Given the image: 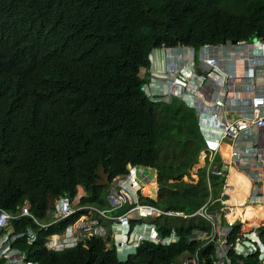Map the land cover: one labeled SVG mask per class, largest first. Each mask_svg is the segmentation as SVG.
I'll return each mask as SVG.
<instances>
[{
    "label": "trees",
    "instance_id": "trees-1",
    "mask_svg": "<svg viewBox=\"0 0 264 264\" xmlns=\"http://www.w3.org/2000/svg\"><path fill=\"white\" fill-rule=\"evenodd\" d=\"M257 36H264V0H0V208L18 213L29 203L34 217L15 224L39 231L35 241L26 235L15 247L39 264H180V257L197 251L200 264H217L216 247L194 237L212 232L213 220L203 216L157 221L160 236L175 230L179 242H144L125 262L110 239L96 235L63 250L48 248L51 235L84 213L41 231L34 218L46 222L58 199L81 191L84 203L108 209L109 188L96 185L101 164L110 181L129 175L133 166L156 169L162 191L145 203L225 215L227 178L208 181L204 168L199 182L184 179L189 165L197 176L205 157L197 110L175 97L151 101L144 90L151 76L141 77V70L150 69L153 49L163 45L192 47L198 62L207 42ZM235 173L231 200L242 201L236 205L242 220L258 225L264 206L246 205L253 182ZM217 220L226 223L224 216ZM251 227L244 223L243 230ZM257 231L264 240V226ZM246 260L258 264L256 256Z\"/></svg>",
    "mask_w": 264,
    "mask_h": 264
},
{
    "label": "built area",
    "instance_id": "built-area-1",
    "mask_svg": "<svg viewBox=\"0 0 264 264\" xmlns=\"http://www.w3.org/2000/svg\"><path fill=\"white\" fill-rule=\"evenodd\" d=\"M188 51L191 53L190 69L195 81L181 78L176 74L172 82L164 86L167 89H160L161 85L158 84L159 96L151 95L148 87L145 91L153 100L161 102H168L174 96L181 99L185 96L188 98L186 101L195 98L193 103L188 104L197 110L200 117L202 148L205 151L203 164L207 170L208 181L210 176L227 178L224 195H229L232 189L229 184L232 169L241 171L246 166H260L261 171L255 172L252 176L255 184L248 202L264 205V36L236 42L229 39L221 44L207 42L198 52V62L195 49L190 47ZM191 84L196 88L195 94L187 96L185 93ZM131 178H134L133 182L129 181ZM138 179V169L135 168L132 169V175L111 181L107 194L109 210L83 204V195L75 199L74 203L77 206L74 208L73 202L65 197L57 209L52 211L49 222L37 218H34V221L41 231L77 212H83L85 213L83 218L88 221L92 217L97 222L98 218L109 220L112 228L120 231L127 240L120 244L122 248L130 247L133 241L137 243L136 246L142 242L163 245L178 242L180 237L174 230L168 237L160 236L157 221L161 222L166 217L183 219L188 215L185 212L164 210L156 205L143 203L140 190L136 187V184H140ZM204 208L201 211H204ZM116 211L123 213L118 215ZM197 212L195 215L199 214L198 216L213 220L210 235L195 232L194 237L201 239L204 246L213 244L216 247L217 264H234L231 256L233 252L237 264H247L246 259L250 256H256L258 264H264V241L255 230L237 235L234 242H231L235 223L232 221L228 223L226 219L225 224L216 221L226 214L207 215L204 212ZM24 216L34 217L29 206H25L20 213H11L0 208V264H38L29 259L26 252L15 247V243L26 235L30 241H35L39 232L32 224L27 225L23 231L17 229L15 220ZM95 220L92 221L96 227L98 223ZM91 228L92 226L85 227L88 230ZM110 244L112 246V243ZM71 245H77V242L65 243L64 247ZM48 247L57 249L51 245ZM199 259L196 252L194 255L182 257L180 264H200Z\"/></svg>",
    "mask_w": 264,
    "mask_h": 264
},
{
    "label": "clouds",
    "instance_id": "clouds-1",
    "mask_svg": "<svg viewBox=\"0 0 264 264\" xmlns=\"http://www.w3.org/2000/svg\"><path fill=\"white\" fill-rule=\"evenodd\" d=\"M190 47L189 46H178V47H166L165 45H163L162 47H158V48H155V49H153V51H152V53H151V55H150V61H151V63H153V61H152V56H153V54H154V56L156 55V57L154 58V61H155V74L157 75V76H160V75H164L165 73H166V70L165 69H167L168 70V72H169V74L166 76V77H158V78H156V79H152L151 78V80H150V82H149V84H146L145 86H144V90H145V88L146 87H148V86H150V85H155L156 84V82H158L157 83V89L156 88H153V89H151L150 90V88H149V91L151 92V95H153L154 97H156V96H159V94L157 93L158 92V84H160L161 86V88L160 89H167L166 87H164L168 82H172V80H173V76L174 75H179L181 78H186L187 80L188 79H192V80H194L195 79V77L193 76V73H192V71H191V66H190V58H191V53L188 51V49H189ZM153 56V57H154ZM199 56V55H198ZM166 57H169V62H165V58ZM196 61H197V59H196ZM153 65H154V63H153ZM152 66V65H151ZM150 69H151V67H150ZM150 69L149 70H147V69H144V70H146V71H150ZM143 70V69H142ZM141 70V71H142ZM163 71L165 72V73H163ZM147 73H149V72H147ZM146 73V74H147ZM145 74V75H146ZM150 74V73H149ZM144 75V76H145ZM151 76V75H150ZM142 77V76H141ZM195 81V80H194ZM194 91V92H191V91ZM195 90H196V88L191 84L190 85V89L185 93V95H187V96H193L194 94H195ZM145 93H146V95L150 98V100L151 101H153V102H161V101H159V100H153L152 98H151V95H148L147 94V92L145 91ZM167 93H169V91L167 92ZM175 98H179V97H177V96H174ZM179 99H181V98H179ZM186 99H188V98H186L185 96H184V98H182L181 100H183V101H185L187 104L188 103H190L189 101H186ZM162 103H165V102H162ZM189 105V104H188ZM135 168H137V169H139V168H142V167H136V166H133V167H131L130 168V174L129 175H132V169H135ZM142 169H144V168H142ZM259 171H261V170H259ZM243 172V171H242ZM257 173H258V171H257ZM125 176H128V175H125ZM120 177H123V176H120ZM116 179V178H115ZM115 179H113V180H115ZM146 179V178H145ZM145 179H141V181H143V180H145ZM252 179V185H253V187H252V190H253V188H254V180H253V178H251ZM110 183H111V181H110ZM110 185V184H109ZM142 186V185H141ZM252 190H251V193H252ZM250 193V196L252 195ZM80 195H83L84 197H82V203L83 204H88V203H84V199H86L87 197H86V195L81 191L77 196H75V197H68L73 203V206H74V208H76V206L77 205H75V203H74V201H75V199L77 198V197H79ZM140 196H141V193H140ZM250 196H249V198H250ZM229 197H230V195H229ZM65 197H61L60 199H58V201H57V203H56V209H57V207L59 206V204H61V200H63ZM249 198H248V200H249ZM141 199H142V201L143 200H145V199H143L142 197H141ZM230 199V198H229ZM228 199V200H229ZM106 200H107V198H106ZM228 200H226L225 202L227 203V201ZM248 200H247V203L246 204H248V205H252V206H254V205H256L257 207H260V206H262L263 204H256V203H249L248 202ZM108 203V202H107ZM145 203V202H144ZM91 205V204H90ZM25 206H29V208H30V204L29 203H27L26 205H24L21 209H20V211L18 212V213H20L21 211H22V209L25 207ZM94 206H96V205H94ZM98 207V206H97ZM108 207H109V204H108ZM100 208V207H99ZM102 209H104V208H102ZM110 209V207L108 208V209H104V210H109ZM77 213H79V212H77ZM81 213H83V212H81ZM76 214V213H75ZM75 214H73L72 216H74ZM85 214V213H84ZM82 215V217H81V219L76 223V224H74V225H69L66 229H65V231L64 232H62V233H60V234H54V235H51V237H50V239H49V241L47 242V246L48 245H51V242L53 241V239L55 238V237H62V238H66V237H68V236H70V235H68V231H69V228H71V227H76V226H78L79 227V222H81L82 223V221H83V217L85 216V215ZM72 216H70V217H72ZM25 217V216H24ZM69 218V217H68ZM101 219L102 218H98L97 220H98V222H101ZM51 220V217L46 221V222H49ZM59 222V221H58ZM84 222H86V220L84 219ZM85 224V223H84ZM110 224H111V229H109V234L108 235H111L112 234V240H108L109 238H107V240H108V242H110V243H112V248H115V249H117V251H118V257H119V251H121V250H126V249H128V250H131V251H134V253H131L130 255H132V254H137V251H138V249H139V247L141 246V244L142 243H144V242H142V243H140L138 246H136V242L135 241H133V242H131L130 243V247H128V246H123V248L120 246V244H122V243H124L125 241H127L126 239H125V237H123V235H122V233L120 232V231H117L116 229H113L112 228V223L110 222ZM99 226V225H98ZM102 226V225H101ZM77 227V228H78ZM84 227H86V225H84ZM104 227V226H103ZM261 227V226H260ZM260 227H255V226H252V232H254V230H255V232L257 233V229L258 228H260ZM140 231V230H139ZM259 234V233H258ZM196 238V237H195ZM262 238V237H261ZM72 241H76L77 242V244H78V242H80V241H83V240H77L76 238L73 240L72 238H68V243H70V242H72ZM66 242V243H67ZM179 242V241H178ZM177 243V242H176ZM74 246H76V245H71V246H66V247H64L63 249H65V248H68V247H74ZM55 247V246H54ZM49 248V247H48ZM51 249H55V248H51ZM63 249H61V250H63ZM56 250H58V249H56ZM127 250V251H128ZM198 252V254H199V251H197ZM129 255V256H130ZM187 255H189V254H185V255H183L182 257H185V256H187ZM182 257H180V259L182 258ZM30 259V258H29ZM128 259V258H127ZM126 259V260H127ZM32 260V259H31ZM120 260V259H119ZM33 262H34V260H33ZM120 262H123V260H120ZM124 262H125V260H124ZM35 263H37V262H35ZM39 264V263H38Z\"/></svg>",
    "mask_w": 264,
    "mask_h": 264
},
{
    "label": "rangeland",
    "instance_id": "rangeland-1",
    "mask_svg": "<svg viewBox=\"0 0 264 264\" xmlns=\"http://www.w3.org/2000/svg\"><path fill=\"white\" fill-rule=\"evenodd\" d=\"M230 49V47L228 46V50ZM228 53H229V51H227ZM155 54V53H154ZM154 54H153V56H154ZM198 55H199V53H198ZM152 56V61H153V63H154V65H153V63H152V66H151V69H150V71H146V70H142L141 71V76L142 77H144V75L147 73V72H149L150 73V75H151V78L154 80V79H156V78H158V77H166L168 74H169V72H168V70L167 69H165L166 70V73L163 71V73H165L164 75H160V76H157L156 74H155V61H154V58L156 57V55L153 57ZM165 62L167 63V62H169V57H166L165 58ZM150 88V90L151 89H153V88H156L157 89V84H155V85H150V86H148V89ZM196 99L195 98H190L189 99V102L190 103H193L194 101H195ZM169 156H176V155H174V154H171V153H167L166 154V156H164V157H169ZM198 156V153H197V155H196V157ZM196 159V158H195ZM218 165H219V163H217ZM253 167L254 166H256V165H252ZM250 168V166H246V167H243L242 169H241V171H243L245 174H247L249 177H251V176H253L254 175V173H253V171L256 169V168ZM189 168H190V165L187 167V169L185 170V180L186 181H188V182H193V183H196V182H199V180L201 179L200 178V171L203 169V168H205L204 167V164H203V166L197 171V176H191L190 174H189ZM138 174H139V179H138V182L140 183L139 184V186H141V185H143V186H149V185H151V186H149L150 188H153L152 189V194L151 193H149V192H147V190L145 189L144 190V194H146V195H142L141 197L143 198V199H148V198H157L158 197V195H157V193L158 194H160L161 193V191H162V187H161V185H160V173L158 172L157 173V170L156 169H154V170H150V169H138ZM144 177H148L147 179H145V180H143V181H141V179H143ZM156 179H157V182H156ZM156 183V186H152V185H154ZM141 189V188H140ZM140 192H141V190H140ZM149 195V197L148 198H146V196H148ZM230 195V199H231V194H229ZM230 199L227 201V204H229L230 205V208L228 209V210H225L224 211V214H226L225 215V219L227 220V222L229 223L230 221H232V222H234L235 223V230L238 232V234L237 235H241V234H248L249 232H251L252 231V227H251V229L250 230H248V231H246V230H243V226H244V222H246V221H248L249 223H251V221L250 220H242V209L241 208H238L236 205H240V204H242V201H240V199L239 198H236V199H233V200H231L230 201ZM143 203H144V201H142ZM235 204V205H234ZM246 205H248V204H246ZM254 207L255 208H257L258 209V207L256 206V205H254ZM202 209V208H201ZM201 209L200 210H198L199 211V213L200 212H204V211H201ZM125 212V211H124ZM116 213L118 214V215H120V214H122L123 212L122 211H116ZM198 212H195L194 214H187L188 216L187 217H185V218H183L184 219V221H189V220H194L195 218H197L198 217V215H195V214H197ZM192 215H194V216H196V217H194V216H192ZM214 216H216V215H214ZM213 216V218H216V217H214ZM95 218L94 217H92L91 218V220L90 221H88L87 219H85V220H87V222H86V227H91V226H95V224H93L92 225V223H93V221L92 220H94ZM195 221V220H194ZM84 222V219H83V221H82V223ZM193 222V221H192ZM248 222H246V223H248ZM251 225H253L252 223H251ZM262 225H264V221L262 222V223H260V224H258V225H255V227H260V226H262ZM98 224L96 225V228L98 229ZM240 228H241V230L243 231V232H240ZM99 230V229H98ZM83 233H85V232H83ZM96 233V232H95ZM79 234H80V231L77 233V235L79 236ZM82 239L84 238V234H82ZM105 239H107V235H106V237H104ZM52 242H54V240L52 241ZM109 246L111 247V244H110V242H109ZM126 250H128V249H126ZM128 251H130V250H128ZM248 264V263H247Z\"/></svg>",
    "mask_w": 264,
    "mask_h": 264
},
{
    "label": "bare ground",
    "instance_id": "bare-ground-1",
    "mask_svg": "<svg viewBox=\"0 0 264 264\" xmlns=\"http://www.w3.org/2000/svg\"><path fill=\"white\" fill-rule=\"evenodd\" d=\"M218 165V164H217ZM235 171H239V172H241V173H244V172H242V171H240V170H238V169H236V168H234V169H232V172H231V175H230V179H229V184H230V186H232V189L230 190V194H231V199H232V197H234V196H236V194H237V187H236V185L235 184H231V182H232V180H233V177H234V173H235ZM245 174V173H244ZM247 175V174H246ZM248 176V175H247ZM249 177V176H248ZM250 178V177H249ZM251 179V178H250ZM252 180V179H251ZM155 185V184H154ZM154 185H152V186H154ZM149 186H151V185H149ZM148 186H143L142 185V187H141V196L142 195H146V194H144V190L147 188ZM230 199V200H231ZM250 206H252V205H250ZM262 206H264V205H262ZM252 207H254V206H252ZM246 222H248V221H246ZM246 222H244V223H246ZM249 223V222H248ZM251 224V223H250ZM84 222L83 223H81L80 225H79V227L77 228V227H71V228H69V231H68V235H70V236H68V237H66V238H62V237H55L53 240H54V242H51V246H55V247H57V249L58 250H61V249H63V247H64V244L68 241V238H72L73 240L76 238L77 240H84L87 236H89V235H97V236H101V237H106L105 236V234H104V230L102 229V231H100V230H98L97 228H95V227H92L91 229H85V227H84ZM252 226H254V225H252ZM80 231V234H79V236L77 235V233ZM83 231H85V233H83ZM96 232V233H95ZM82 234H84V238L82 239Z\"/></svg>",
    "mask_w": 264,
    "mask_h": 264
},
{
    "label": "crops",
    "instance_id": "crops-1",
    "mask_svg": "<svg viewBox=\"0 0 264 264\" xmlns=\"http://www.w3.org/2000/svg\"><path fill=\"white\" fill-rule=\"evenodd\" d=\"M201 149H203V148H201ZM200 149V150H201ZM200 150H199V152H200ZM204 150V149H203ZM198 152V153H199ZM204 153H205V151H204ZM205 158V157H204ZM204 163V162H203ZM253 166L251 165L250 166V168H252ZM253 168H256L254 171H253V173H255V172H257V171H259L260 170V166H254ZM158 173V172H157ZM235 174L236 173H234V176H235ZM148 177H146V179H147ZM234 178V177H233ZM250 178H252V176L250 177ZM129 181H131V182H133L134 181V178H131V179H129ZM136 187H137V190H141L140 188L142 187V186H139V184H136ZM148 188H149V190H150V192L152 193V189L153 188H150L149 186H148ZM157 195L159 196L160 194H158L157 193ZM123 212V211H122ZM111 215H113V213H110ZM117 214V213H116ZM95 220V219H94ZM102 221L101 222H97L96 220H95V222H97L98 224H99V226H97L98 227V229L100 230V231H102V229L104 230V234H105V236L107 235V238H109L110 240H112V234L111 235H108L109 234V229H111V224H110V222H109V220H105V219H101ZM84 223H86V222H84ZM79 225L81 224V222H79L78 223ZM94 223H92V225H93ZM102 225V226H101ZM104 226V227H103ZM264 225H262L261 227H263ZM76 227H78V226H76ZM92 227H95V226H92ZM96 228V227H95ZM158 230H160V228H159V226H158ZM175 231V230H174ZM83 232H85V231H83ZM176 232V231H175ZM159 234H160V232H159ZM257 234H258V231H257ZM180 237V236H179ZM262 240H263V238H262ZM264 241V240H263ZM68 243V242H67ZM131 253H134V251H127V250H121V251H119V259L120 260H123V262H124V260H126L127 258H129V255L131 254ZM189 255H191V254H189ZM180 260V259H179Z\"/></svg>",
    "mask_w": 264,
    "mask_h": 264
},
{
    "label": "water",
    "instance_id": "water-1",
    "mask_svg": "<svg viewBox=\"0 0 264 264\" xmlns=\"http://www.w3.org/2000/svg\"><path fill=\"white\" fill-rule=\"evenodd\" d=\"M236 42V40H234ZM96 185L97 187H108L110 184L111 174L106 171V168L101 164L96 171Z\"/></svg>",
    "mask_w": 264,
    "mask_h": 264
}]
</instances>
